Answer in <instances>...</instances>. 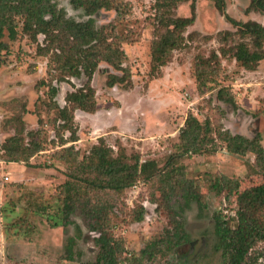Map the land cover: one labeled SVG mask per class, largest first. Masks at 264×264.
Instances as JSON below:
<instances>
[{"label": "rangeland", "instance_id": "obj_1", "mask_svg": "<svg viewBox=\"0 0 264 264\" xmlns=\"http://www.w3.org/2000/svg\"><path fill=\"white\" fill-rule=\"evenodd\" d=\"M56 3L76 21L89 17L70 0ZM160 3L110 0L109 7L91 15L96 26H104L122 48V66L129 75L109 86V74L121 76L122 71L99 62L91 79L96 105L91 112L73 111L69 123L76 128L73 142H62L70 129L63 126L53 106H63L66 93L83 85L85 77L57 81L59 71L49 62L50 53H41L40 47L47 44L44 35L31 38L20 21L13 39L7 34L1 38L6 49L0 55V264L95 261L99 232L90 229L92 219L83 207L65 213L62 186L67 178L83 175L77 170L78 162L100 141L114 155L121 151L128 162L136 156L139 163L151 160V170L181 166L198 193H172L155 173L149 178L139 176L120 191H89L86 202L102 204V228L119 246V264H227L218 247L215 215L235 226L237 193L262 183V171L253 152L230 153L222 141L217 150L183 152L180 128L192 114L201 123L207 121L213 135L229 130L247 138L257 136L264 147V58L253 69L240 65L230 53L240 42L254 49L251 38L242 36L213 0H188L172 11L189 16L193 5L194 21L168 61L156 67L152 53L163 30L157 27ZM249 4L250 0H226L225 12L237 21L264 26V14L248 8ZM222 50L227 54L222 55ZM259 50L264 55V42ZM51 87L57 88L54 94ZM35 143L40 149L26 160H9L28 152L23 148L18 153L16 144L32 147ZM69 146L76 151L72 155L64 150ZM254 216L264 222V206ZM185 238L187 242L181 243ZM244 264H264V240L250 249Z\"/></svg>", "mask_w": 264, "mask_h": 264}, {"label": "trees", "instance_id": "obj_2", "mask_svg": "<svg viewBox=\"0 0 264 264\" xmlns=\"http://www.w3.org/2000/svg\"><path fill=\"white\" fill-rule=\"evenodd\" d=\"M184 1L188 0H161L156 7L161 11L158 15L157 27L163 29L153 46L152 59L156 67L168 61L170 52L182 44L183 31L194 21L193 5L189 16L174 15L172 9L177 3ZM225 1L213 0L215 7L229 22L238 27L241 35L251 38L254 47V49H249L247 43L240 42L233 47L230 55L243 67L253 69L258 61L264 58L263 52L259 50L264 42V26L252 20L240 22L229 17L225 12ZM109 2L110 0H70L74 8H82L89 15L86 20L76 21L67 17L65 10L57 6L56 0H0V55L1 51L6 49V43L1 38L7 34L13 39L17 34L20 21L21 29L31 38L35 39L38 34L44 35L47 44L40 47L41 53H50L49 62H53V69L59 71L57 81H65L70 77H85L83 85L66 93L63 106L58 104L53 106L58 110L63 126L70 129V135L62 140L63 143L77 139L76 128L69 126V123L73 121V111L80 109L91 112L95 108V90L91 85V79L99 62L105 61L122 71L121 76L109 74L106 81L109 86L124 82L129 75L125 74L126 69L122 66L124 58L122 48L114 37L109 36L104 26L97 27L91 17L102 8L109 7ZM248 8L264 14V0H250ZM229 33L226 32V34ZM221 54L226 55L227 51L222 50ZM1 63L3 61L0 58V65ZM151 69L153 70V66ZM196 78L201 83L199 74ZM51 91L54 94L57 88L51 87ZM179 138V145L183 152L190 153L208 148L217 150L218 141H222L225 148L233 154L253 152L264 178V147L257 136L247 138L241 134H233L229 130H219L213 135L211 125L207 121L201 123L194 115L189 114L180 128ZM38 145L35 143L32 147H21L16 144L15 149H18V153H22L23 148L28 152L24 156H21L22 154L19 157L9 156V160H26L28 156L40 149ZM64 150L71 155L76 152L73 146L66 147ZM152 167H154V162L146 160L139 163L137 156L134 157L133 162H128L121 151L114 155L113 149L100 141L94 144L88 154L78 162L77 170L82 171L83 175L72 176L68 173V176L73 178H67L62 186L65 213H69L77 206L83 207L92 219L90 229L99 232L95 238L98 246L95 261L90 264H119L121 257L117 242L103 231L102 223L105 214L102 212V204L86 202V199L90 198L89 194L86 196L89 191L95 188L120 191L132 184L139 176L145 174V178H149L155 173L161 182L170 187L172 193L173 191L174 193L179 192L181 196H184L187 193L196 192L192 187V182L184 177L181 166H171L169 170L164 169L163 171L151 170ZM86 171L92 172L93 175L85 176ZM175 173L178 174V178L175 177ZM75 178L77 181L74 180ZM173 179H176L175 183L172 182ZM224 180L225 182L230 181L228 178ZM197 199L199 200V196ZM236 200L238 207L235 211V226H230L229 220H225L220 214L215 215V224L219 229L221 240L218 247L228 258L227 264H244L250 249L258 241L264 240V222L258 221L254 216V211L264 206V180L260 184L239 191ZM135 219L139 221L141 216L138 215ZM179 242L180 238H178ZM183 242H187V239L181 241ZM137 261L139 262L140 259ZM140 264L143 263L140 261Z\"/></svg>", "mask_w": 264, "mask_h": 264}]
</instances>
